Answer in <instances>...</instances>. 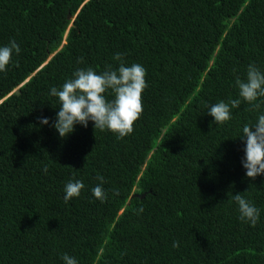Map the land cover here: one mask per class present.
Wrapping results in <instances>:
<instances>
[{
    "label": "trees",
    "instance_id": "16d2710c",
    "mask_svg": "<svg viewBox=\"0 0 264 264\" xmlns=\"http://www.w3.org/2000/svg\"><path fill=\"white\" fill-rule=\"evenodd\" d=\"M11 40L21 51L0 72V264H64L65 253L78 264H264V175L246 176L240 138L264 104L242 101L223 124L208 114L239 98L249 64L264 72V0H0V46ZM116 53L146 69L134 131L118 139L89 121L61 138L50 89L79 68H118ZM69 180L84 188L66 203ZM236 193L260 210L254 227Z\"/></svg>",
    "mask_w": 264,
    "mask_h": 264
},
{
    "label": "clouds",
    "instance_id": "9594fccd",
    "mask_svg": "<svg viewBox=\"0 0 264 264\" xmlns=\"http://www.w3.org/2000/svg\"><path fill=\"white\" fill-rule=\"evenodd\" d=\"M20 51L15 40L0 46V72L7 70L13 53L18 55ZM113 59L119 62L116 69L108 65L98 74L90 66L79 68L59 89H50V95L57 97L60 104L52 126L61 138L73 133L77 124L86 128L89 121L94 123L95 130H109L115 133L118 139L134 131V123L143 112L142 93L148 87L145 79L146 69L138 63L126 65L121 53H116ZM77 62L84 63V58L79 57ZM235 87L238 89V99L228 102L221 100L208 107V114L218 124L229 121L232 118V109L238 108L242 101L251 106L249 111H259L261 104H264V100H260L264 98V72L254 63L248 65L245 78L236 76ZM109 92L113 96L112 100L106 98L105 94ZM38 120L41 125L49 124L46 117H39ZM240 138L246 144L242 166L246 169V176L255 180L257 176L264 175V114L258 115L255 123L245 124ZM42 170L47 174V166ZM96 178L100 183L91 191L95 198L104 202L107 198L103 188L105 180L99 174ZM83 188L82 181L69 180L64 187V201L67 203L72 198L79 197ZM231 199L237 205L239 219L254 227L259 220L260 210L241 193L232 195ZM137 211L142 212L143 208ZM172 246L178 248L179 242L174 241ZM61 259L64 264H78L76 258L66 253Z\"/></svg>",
    "mask_w": 264,
    "mask_h": 264
},
{
    "label": "water",
    "instance_id": "95a60500",
    "mask_svg": "<svg viewBox=\"0 0 264 264\" xmlns=\"http://www.w3.org/2000/svg\"><path fill=\"white\" fill-rule=\"evenodd\" d=\"M51 56H52V54H51ZM51 56H49V59L51 58ZM0 103H1V101H0ZM140 198L142 197V196H139Z\"/></svg>",
    "mask_w": 264,
    "mask_h": 264
}]
</instances>
